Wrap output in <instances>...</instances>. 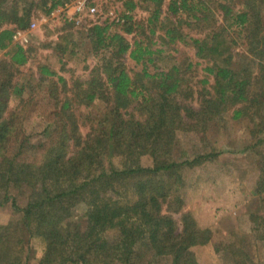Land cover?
<instances>
[{
	"label": "trees",
	"instance_id": "1",
	"mask_svg": "<svg viewBox=\"0 0 264 264\" xmlns=\"http://www.w3.org/2000/svg\"><path fill=\"white\" fill-rule=\"evenodd\" d=\"M70 1L0 0V49L8 56L0 62V205L10 203L20 216L0 222V264H190L191 248L206 244L211 231L182 210L180 192L185 169L195 172L220 156L209 145L210 127L227 114L230 121L249 119L255 136L249 148L264 146V0H236L235 9L233 0H168L175 22L163 34L149 25L160 20L165 0H143L154 5L146 23L133 19L135 3L126 0L123 21L105 18L86 27L97 59L70 83L57 76L62 88L48 89L52 121L32 141L20 137L32 99L23 98L25 87L12 78L28 62L29 49L14 39L28 27L30 7L39 4L50 14ZM114 23L131 41L112 30ZM179 24L203 35H189ZM223 35L230 44L244 43L237 68ZM182 40L206 60L196 79L188 74L198 63H171ZM125 56L139 69H127ZM39 70L43 82L56 75L46 65ZM12 95L21 97L20 108L7 107ZM97 100L104 104L101 115L82 114L81 107ZM84 122L90 123L86 132ZM181 134L209 148L189 155L179 147ZM259 160V205L248 214L254 231L264 228V149ZM25 191L20 205L16 192ZM33 238L42 251L31 259L25 247ZM237 244L221 248L235 255V264H246L249 256Z\"/></svg>",
	"mask_w": 264,
	"mask_h": 264
},
{
	"label": "rangeland",
	"instance_id": "2",
	"mask_svg": "<svg viewBox=\"0 0 264 264\" xmlns=\"http://www.w3.org/2000/svg\"><path fill=\"white\" fill-rule=\"evenodd\" d=\"M99 1L102 7V15L98 19L100 22H103L105 18L108 21H117L121 14L127 11L126 0ZM133 1L135 7L130 14L133 15V19L146 23V18L152 13L154 5L143 0ZM167 4L168 0H165L161 6L160 20L149 25L155 27L158 34H163L166 27L174 26L175 18L169 14ZM231 5L234 9L239 6L236 0H233ZM30 10L31 18L28 27L17 30L18 33L14 39V42L29 49V60L19 67L18 73H13L12 78L25 87L23 98L32 99L21 118L25 131L20 137L29 136L32 141H35L40 138L38 133L52 121L53 103L48 95V89L54 84L62 88L61 82L56 83L57 76L64 77L69 83L74 76L84 77L95 63L97 56L92 51V43L86 39V27L93 24L92 20L86 21L82 18V21L86 23L76 25L67 18L68 13L62 12L59 8L47 14L42 12L38 4L30 7ZM218 16L220 18L221 14L219 13ZM178 26L189 35H203V32L201 33L196 27L184 24ZM112 30L122 33L131 41L132 35L125 34L122 25L114 23ZM234 36L237 37L236 34ZM221 39L224 41L222 46H230L232 63L237 68L245 59L243 58V41L236 38L230 44L226 35H223ZM179 43L183 50L180 48L176 53L171 52L173 57L171 63L174 61H179L182 65L189 61L198 63L193 66L192 73L188 74V77L196 79L197 72H200L206 60L195 55V49L184 45V40ZM6 50L0 49V62L7 60ZM226 55L227 52L218 55V60L225 58ZM126 56L124 59L126 68L139 69V66ZM160 64L169 65L170 63L163 60ZM41 65H46L55 72L56 75L49 79L50 82L38 79ZM20 98V96L12 95L8 99L7 107H17ZM20 107L21 105L18 106ZM80 110L82 114L97 117L102 114L104 104L101 100H97L89 106L81 107ZM227 119H229L228 114L221 122L212 125L208 131L209 145L212 144L210 146L215 147L220 152V156L201 165L195 172L190 168L185 169V182L180 192L183 199L182 210L192 213L199 227L208 228L211 231L210 239L206 244L191 248L193 253L188 255L190 264H235V255L228 249L221 248L227 242H236L242 246L249 256L246 264H264V237H258L259 233L264 234V228L260 227L259 231H254L248 216L249 212L259 205L255 186L260 173V152L263 151L264 146L249 148L255 140V136L252 135L253 125L249 119L237 121ZM89 125L90 123L84 122L81 130L86 132ZM195 138L192 134L187 136L181 134L178 138L179 147L186 149L189 155L209 148V145H200ZM143 162L148 161L144 159ZM20 192H16L18 203L23 205L28 194L27 191L22 194ZM79 210L78 208L77 214L80 213ZM173 215L178 219L181 214ZM19 217L10 203L0 205V222L17 220ZM41 251L42 243L36 238L31 239L30 244L25 247V255L31 259L40 256Z\"/></svg>",
	"mask_w": 264,
	"mask_h": 264
},
{
	"label": "built area",
	"instance_id": "3",
	"mask_svg": "<svg viewBox=\"0 0 264 264\" xmlns=\"http://www.w3.org/2000/svg\"><path fill=\"white\" fill-rule=\"evenodd\" d=\"M62 12H66L67 18L76 25L85 24L92 20L93 23H100L98 19L102 15V7L99 0H71L62 7H58ZM69 12L71 14H69ZM85 18L86 21H82ZM18 33V32H17Z\"/></svg>",
	"mask_w": 264,
	"mask_h": 264
}]
</instances>
